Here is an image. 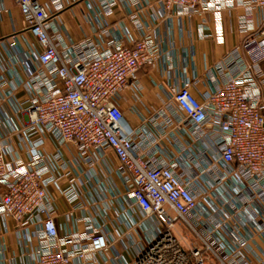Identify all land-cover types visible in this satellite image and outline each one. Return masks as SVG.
<instances>
[{
	"label": "built area",
	"instance_id": "2783aa9c",
	"mask_svg": "<svg viewBox=\"0 0 264 264\" xmlns=\"http://www.w3.org/2000/svg\"><path fill=\"white\" fill-rule=\"evenodd\" d=\"M14 1L39 47L20 58L25 123L8 122L0 133V217L37 227L36 264H100L106 231L61 233L50 186L107 150L117 158L129 209L156 225L131 264H264V0L226 1L247 9L245 38L215 65L211 91L199 98L190 82L174 85L138 127L124 115L123 92L141 67L160 60L159 42L146 33L130 44L121 35L67 41L39 0ZM217 1L158 0L163 12L182 14L205 13ZM99 2L106 13L118 4ZM131 20L141 28L137 15ZM49 138L50 154L42 149ZM73 146L76 156L67 159L62 150ZM61 192L80 206L76 179ZM177 223L191 231L193 245L176 234Z\"/></svg>",
	"mask_w": 264,
	"mask_h": 264
},
{
	"label": "crops",
	"instance_id": "0c3cea01",
	"mask_svg": "<svg viewBox=\"0 0 264 264\" xmlns=\"http://www.w3.org/2000/svg\"><path fill=\"white\" fill-rule=\"evenodd\" d=\"M39 1L54 13L55 24L67 41L92 36L106 42L121 35L124 43L130 44L146 33L159 42L160 60L141 67L137 79L123 92L124 115L135 127L141 124L140 116L148 117L164 106L174 85L190 82L197 97L207 95L210 81L216 76L215 65L245 38L241 21L247 9L230 6L227 0L217 1V7L202 14L166 13L158 0H117L111 13L104 12L99 0ZM132 14L140 19L141 28L131 20ZM260 21L255 20L254 29H258ZM201 25L205 26L202 31ZM14 40L16 47L11 45ZM33 45L39 47L20 7L14 0H0V133L7 131L8 122L17 126L25 123V116L18 111L20 102L27 97V90L18 87L25 78L20 58L29 55ZM16 142L15 137L12 146L18 149ZM163 143L170 144L171 140L163 138ZM42 149L53 153V141L47 139ZM62 152L70 159L76 156V147ZM117 166L115 154L107 150L82 160L81 171H72L50 186L61 233L83 232L90 226L106 231L109 247L99 254L100 264H131L136 246L156 229L153 218L142 219L137 210L129 209ZM71 179L80 184L77 208L61 192ZM36 230L35 225L18 227L14 221L0 217V264H36ZM175 232L185 245L194 244L193 234L182 223H177Z\"/></svg>",
	"mask_w": 264,
	"mask_h": 264
}]
</instances>
